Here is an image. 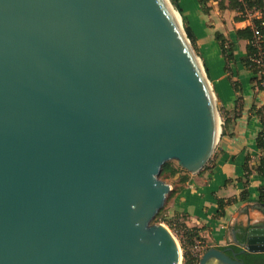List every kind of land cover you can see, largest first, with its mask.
<instances>
[{"label":"water","instance_id":"1","mask_svg":"<svg viewBox=\"0 0 264 264\" xmlns=\"http://www.w3.org/2000/svg\"><path fill=\"white\" fill-rule=\"evenodd\" d=\"M221 135L170 0H0V264H183L162 168L201 171ZM233 238L264 253V225Z\"/></svg>","mask_w":264,"mask_h":264},{"label":"crops","instance_id":"2","mask_svg":"<svg viewBox=\"0 0 264 264\" xmlns=\"http://www.w3.org/2000/svg\"><path fill=\"white\" fill-rule=\"evenodd\" d=\"M179 3L185 22L197 37L198 49L206 60L208 73L217 84L225 134L218 141L211 167H204L197 173L188 172L189 180L170 195L167 214L177 216L184 225L193 229L197 237L194 241L200 239L204 248H223L236 244L234 229L238 239L243 241L248 227L264 225V210L259 207V190L264 187V176L255 169L264 155L257 146V137L263 129L257 109L264 107V90H259L252 82V72L242 63L248 41L238 40L235 33L236 29L253 23L252 19L236 22L234 17L237 13L220 11L214 0L209 3L212 7L210 14H204L200 0H179ZM226 22L232 27L228 32ZM217 31L235 44V60L228 64L229 71L215 38ZM234 81L240 82V92L234 90ZM225 120H228L227 124H224ZM247 162L252 172L246 187ZM246 188L249 199L228 205L225 214L219 215L218 199H240ZM184 243L191 250L193 244Z\"/></svg>","mask_w":264,"mask_h":264},{"label":"trees","instance_id":"3","mask_svg":"<svg viewBox=\"0 0 264 264\" xmlns=\"http://www.w3.org/2000/svg\"><path fill=\"white\" fill-rule=\"evenodd\" d=\"M170 1L173 4V6L176 8V10L181 15H183V10L180 7L179 0H170ZM214 1L217 2L218 8L220 9V11L231 10V11L236 12L237 14L234 17V20L236 22H242L248 19H252V23H253L252 25L247 26L245 28L236 29L235 33H236V37L238 40L248 41V44L246 47L247 54L246 56L242 58V63L248 70L252 72L253 74L252 82L255 83V85L259 88V90H264V86L262 84L264 80V74L259 73L260 72L259 66L252 60V58H254V56L257 54V48L254 44V38H255L254 28L256 27L260 30V33L262 35L261 48L263 50L262 61L264 64V0H214ZM209 3H210V0H200V4L202 6V11L204 12V14H210V11L212 10V7L209 5ZM255 12L260 13V17L255 15ZM183 21H184V28H185L188 38L190 39L193 47L195 49H198L197 37L194 31L185 22L184 18H183ZM215 38L218 41L221 52L227 62L226 70L229 71L228 64H231V62L235 60V54H234L235 44L233 41H230L223 33L219 31L215 33ZM206 70L208 72L207 67H206ZM233 87L236 92L241 91L240 82L234 81ZM257 114L263 123V129L257 137V146L264 153V107L257 109ZM227 122L228 120H225L224 124H227ZM224 134H225V125H222V135ZM255 169L258 172V174H260L261 176H264V155L260 157L259 164L257 165ZM245 170H246V178H247V182H246V187H247L248 177L250 176L252 172V170L249 167L248 162L245 165ZM178 174H181L180 176L181 185L185 184L189 180L190 175L188 171H186L185 169H182L178 165H175L173 161L167 162L163 166L162 172H161V176L167 175L169 177H174ZM248 199H249V191L247 188L242 193L240 199L238 198H230V199L219 198L218 199L219 215L222 216L225 214V208L228 205L237 203L239 201L248 200ZM259 201L261 203H264V187L260 188L259 190ZM157 217H159V214L157 215ZM176 218L178 217L176 216ZM185 230L189 235L188 238L190 239L191 244H193L194 238H197L195 231L193 229H190L186 225H185ZM228 247H232L235 252L239 253V259L244 261L245 263L264 264V253H241L242 248L237 244H233ZM182 248L184 251L183 264H199L200 256L193 255L191 253L190 248H188L187 245L183 243V240H182ZM223 248H226V247H223Z\"/></svg>","mask_w":264,"mask_h":264},{"label":"rangeland","instance_id":"4","mask_svg":"<svg viewBox=\"0 0 264 264\" xmlns=\"http://www.w3.org/2000/svg\"><path fill=\"white\" fill-rule=\"evenodd\" d=\"M172 4V3H171ZM173 5V4H172ZM174 7V6H173ZM174 9L176 10V8L174 7ZM182 17V25L184 27V21H183V15H181ZM221 19H223L221 17ZM227 19V18H226ZM225 20V18H224ZM233 25V24H232ZM231 28L232 30V27H231V24L230 23H227L226 22V31L228 32V30ZM224 30V28H222ZM226 32V34H227ZM228 35V34H227ZM191 47L194 51V53L200 57L201 59V62L203 64V67L205 69V72L207 74V77L210 81V85L212 87V91L214 92V96H215V102H216V108L218 110V115H219V118H220V121H221V126L223 125V108H222V100L220 99L219 97V93L217 91V84L215 81H213V78L210 77V74L207 72L206 70V67H207V64H206V60L203 58L202 54L200 53V50L198 49H195L191 43ZM210 60V58H208ZM218 144V143H217ZM217 147V145H216ZM216 149V148H215ZM215 151V150H214ZM213 154L210 158V160L208 161V163L205 165V167H211L212 163H213ZM175 165H178V163L176 161H173ZM179 166V165H178ZM160 179L164 182H166L167 184H169L171 186V191L169 192V194L167 195V199H166V202L163 206V208L161 209V213L159 212V217H156L155 220H154V223L156 224H164L166 225L170 230L171 232L174 234V236L176 237V239L178 240V243L180 244V247L183 251V248H182V240H183V243L184 241L188 242V244L190 242V239L188 238L189 235L188 233L186 232L185 230V225L184 223L179 219H177L176 217H170L167 213H168V206H169V199H170V195L176 191V189L179 187L180 185V176L176 175L174 177H169L167 175L165 176H160ZM166 218V219H165ZM169 222V223H168ZM171 227H170V225ZM200 239L198 240H193L194 243H193V247L191 248V253L193 255H199L200 258L202 257L203 253L207 250V248H196V244L197 242L199 241ZM189 244V245H190ZM183 260H184V251H183Z\"/></svg>","mask_w":264,"mask_h":264},{"label":"built area","instance_id":"5","mask_svg":"<svg viewBox=\"0 0 264 264\" xmlns=\"http://www.w3.org/2000/svg\"><path fill=\"white\" fill-rule=\"evenodd\" d=\"M255 15H260V13L255 12ZM254 33H255V38H254V44L257 48V54L254 56V58H252L253 62H255L259 68H260V74H264V64L262 61V56H263V50L261 48V42H262V35L260 33V30L258 28H254ZM263 86H264V80L262 82ZM196 248H203V243L202 242H197Z\"/></svg>","mask_w":264,"mask_h":264},{"label":"bare ground","instance_id":"6","mask_svg":"<svg viewBox=\"0 0 264 264\" xmlns=\"http://www.w3.org/2000/svg\"><path fill=\"white\" fill-rule=\"evenodd\" d=\"M174 12H176V11H174ZM177 13V12H176ZM178 14V13H177ZM219 131H220V129H219ZM219 141V140H218Z\"/></svg>","mask_w":264,"mask_h":264}]
</instances>
